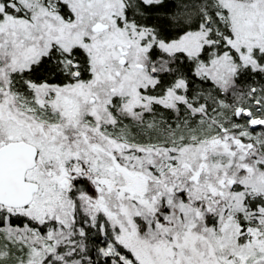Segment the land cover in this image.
<instances>
[{
	"label": "snow or ice",
	"instance_id": "obj_1",
	"mask_svg": "<svg viewBox=\"0 0 264 264\" xmlns=\"http://www.w3.org/2000/svg\"><path fill=\"white\" fill-rule=\"evenodd\" d=\"M0 264H264V0H0Z\"/></svg>",
	"mask_w": 264,
	"mask_h": 264
}]
</instances>
